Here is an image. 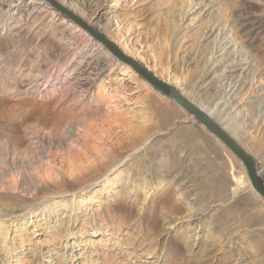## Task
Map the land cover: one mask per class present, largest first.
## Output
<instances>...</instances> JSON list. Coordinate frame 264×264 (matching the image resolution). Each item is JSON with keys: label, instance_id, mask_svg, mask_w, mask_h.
<instances>
[{"label": "rangeland", "instance_id": "obj_1", "mask_svg": "<svg viewBox=\"0 0 264 264\" xmlns=\"http://www.w3.org/2000/svg\"><path fill=\"white\" fill-rule=\"evenodd\" d=\"M33 1L0 0V264H263L264 198L230 196L233 176L248 177L239 157L69 14ZM56 1L155 74L166 38L177 89L247 148L264 144V110L250 115L264 106V0L244 12L238 0ZM143 125L158 132L135 151L127 137Z\"/></svg>", "mask_w": 264, "mask_h": 264}, {"label": "bare ground", "instance_id": "obj_2", "mask_svg": "<svg viewBox=\"0 0 264 264\" xmlns=\"http://www.w3.org/2000/svg\"><path fill=\"white\" fill-rule=\"evenodd\" d=\"M33 2H35V3H40L41 1L40 0H34ZM61 2L62 3H64V1L63 0H61ZM115 3L116 2H118V1H114ZM238 2H239V4H238V6H237V8L235 9V11L238 9V11L240 10V8H241V10H243V12L244 11H246L248 8V6L246 7V4H248V2L249 1H247V0H238ZM117 4V3H116ZM71 7V6H70ZM179 16L182 18L183 17V7L180 9V11H179ZM245 17H244V15L243 14H241V15H239L238 17H237V19L238 20H243ZM70 23V22H69ZM173 24H176L175 22H173ZM258 26H257V28H259V29H263L264 30V23H260V25L259 24H257ZM245 26V25H244ZM246 27V26H245ZM177 26L176 25H174L173 26V28H172V30H171V32H172V34H174L175 32H176V30H177ZM107 30H105V31H108L110 28L108 27V28H106ZM253 29H251V31H252ZM101 42V41H100ZM163 50H162V52L159 54V62H160V66H161V69H162V72L161 73H156L157 74V76H159L161 79H163V80H165V81H167L168 83H170L172 86H174L176 89H177V82H175V81H171V80H169V78H172L173 77V74H172V72H171V66H170V62H169V41L166 39V38H163ZM101 45V44H100ZM261 48L259 47V49L261 50V52H263L264 53V40L261 42ZM107 47V46H106ZM108 48V47H107ZM105 49V48H104ZM109 49V48H108ZM114 55V54H113ZM113 55H111V51L109 50H106V56H110V57H114ZM124 62V61H123ZM239 62V61H238ZM237 62V63H238ZM126 63V62H125ZM240 63H242V62H240ZM128 64V63H127ZM129 65V64H128ZM130 66V65H129ZM234 66H237V65H234ZM229 70V71H228ZM227 71L228 72H230V71H232V70H236V69H228ZM165 73V74H164ZM159 74V75H158ZM206 74H208V73H206ZM205 74V75H206ZM166 75V76H165ZM232 76V75H231ZM226 77H228L227 76V73H223L222 75H220V76H218L217 77V80H219V81H221V79L223 80V78H226ZM87 79V78H86ZM185 80V79H184ZM235 85H233V87H234ZM232 90V89H231ZM180 91V90H179ZM181 92V91H180ZM181 93H183L188 99H190L193 103H195L199 108H201L203 111H205L207 114H209V116H211V118L213 119V120H215L217 123H219L247 152L248 151H250V150H252V151H254L256 154H258L259 155V158H260V160L258 161V162H256V165H258L257 166V171H258V173L260 174V176H262V178H263V176H264V174H263V171H262V169H263V167H264V144L261 142V141H257V142H252L251 141V145L249 146V148H247L246 146H245V144H243L242 142H240L239 140H238V137H239V135L240 136H245V134H242V132H240V131H237V130H234V129H232L231 128V125L228 123V122H226V121H224L220 116H219V113H216L212 108H208L205 104H203L202 102H199V101H197V100H195V99H193L192 97H190L187 93H184V92H181ZM220 99V97L219 98H217L216 100H219ZM176 104V103H175ZM221 105H224V102H222L221 103ZM260 106L261 105H256L253 109H252V111H251V116L253 115V113H259V114H262L263 113V110H264V106H263V108H261L260 109ZM174 116L173 115H169L168 116V118L169 119H171V118H173ZM189 118H192V115H187V116H185V118H183L182 120L184 121V120H187V119H189ZM63 120V119H62ZM62 120H60V123L58 124V132H61L60 130H61V127H62V125H63V121ZM147 121H148V123L149 124H151V122L153 121V117H152V115L150 114V113H148V116H147ZM65 122V121H64ZM147 125H143L142 126V130H141V134H139V135H137V136H135V135H133L132 133H130L129 135H128V139H130V140H132L133 141V148H134V150L135 151H137L139 148H143V147H146L151 141H152V138L155 136L154 134H156L157 132H158V130H156L155 132H153V131H147V129H144L145 127H146ZM187 137H191V138H194L195 137V135L194 134H192V133H190V134H188L187 135ZM195 139V138H194ZM251 139L252 140H255V138L254 137H251ZM226 146V145H225ZM228 148V147H227ZM106 159H110L111 158V155H110V153H109V151L108 152H106V154H105V156H104ZM241 160V159H240ZM113 161H115V159H112L111 160V165H112V162ZM91 164H93V163H91ZM261 164V165H260ZM91 166V165H90ZM95 166V164L93 165V167ZM88 167L89 166H81V167H79L78 169H76V171H78V172H85V170L86 169H88ZM73 170V169H72ZM72 170H71V172H72ZM247 170V169H246ZM75 171V172H76ZM245 173H246V171H245ZM74 173H71V175H73ZM150 175L149 176H151L152 174H151V172L149 173ZM247 174H248V171H247ZM246 174V175H247ZM147 176H145L144 177V179H146V180H143L142 181V188L144 189V197H143V202H142V204H141V207L144 205V204H146L147 203V201L149 200V198H150V196H151V191H149V187L152 185V177H148V178H146ZM244 177H246L245 176V174H244ZM242 178V177H241ZM241 178H237V177H235V176H233V178H232V188H231V197L232 198H236L245 188H250V189H252L253 191H255L256 193H257V195H259L260 196V194L255 190V188L253 187V184H252V182H251V179H250V176H249V174H248V177H246V179H241ZM135 181V178L134 177H130L129 178V180H128V182H127V184H128V187L126 188V193H127V196H131L132 194H135V192H134V185H136V183L137 182H134ZM110 183H115V178H112V179H110V180H108V181H105L104 182V184L106 185V184H110ZM264 198V197H263ZM73 199V198H72ZM191 203H190V206H189V213H190V216H197L198 215V212H196L195 210H194V208H193V202L192 201H190ZM220 208V207H219ZM30 209V206H26L25 207V209L23 210V211H27V210H29ZM1 212V211H0ZM213 225V224H212ZM213 227V226H212ZM211 227V225L209 226V232H211L212 234L214 233V231H215V229L216 228H212ZM238 227H240V226H237L236 227V230H240ZM217 233L215 232V234L213 235V236H217L216 235ZM122 246L123 247H126L125 245H123L122 244ZM148 253V252H147ZM144 255H146V253L145 252H142V253H140L135 259H137V260H139V259H141L142 258V256H144ZM258 256H260V255H258ZM134 259V260H135ZM264 264V263H263Z\"/></svg>", "mask_w": 264, "mask_h": 264}, {"label": "water", "instance_id": "obj_3", "mask_svg": "<svg viewBox=\"0 0 264 264\" xmlns=\"http://www.w3.org/2000/svg\"><path fill=\"white\" fill-rule=\"evenodd\" d=\"M48 1L54 7L69 14L77 23L85 27L96 39L107 46L116 57L131 65L157 90L162 92L172 102L176 103L185 111L193 115L198 121H200L205 127H207L212 134L217 136L231 151L235 153L236 156L239 157V159H241L248 171L253 187L262 197H264V179L257 171L255 158L250 153H248L219 123L213 120L211 116H209V114L199 108L195 103H193L170 83L158 77L153 71L143 66L134 58L127 56L115 42L109 40L102 32L86 24L79 16L68 11L62 4L58 3L56 0Z\"/></svg>", "mask_w": 264, "mask_h": 264}]
</instances>
